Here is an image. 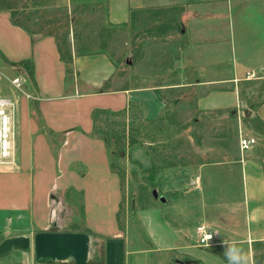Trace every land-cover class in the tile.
Returning <instances> with one entry per match:
<instances>
[{
	"label": "crops",
	"instance_id": "0c3cea01",
	"mask_svg": "<svg viewBox=\"0 0 264 264\" xmlns=\"http://www.w3.org/2000/svg\"><path fill=\"white\" fill-rule=\"evenodd\" d=\"M74 1L102 3L105 20L119 26L145 8V0L63 3ZM183 2L188 5L185 16L191 14L189 18L196 20L194 28L202 29L196 34L211 37V46H216L211 50L232 53L230 75L199 83L195 111L225 117L234 128L233 146L213 142L206 160L189 166L179 163L177 169L168 166L162 172V188L168 196L185 190L187 184L192 186L199 198L192 212L187 204L168 201L161 208L140 211L139 218L149 245L146 254L161 252L172 256L176 264H227L222 245L225 237L241 241L248 252L264 243V92L249 89L264 82V0ZM15 12L10 6L0 8V55L8 63L30 62L32 75L16 65L26 70L29 84L14 88L11 98L0 94L13 103L14 130V163L0 167V218L7 223L0 231V246L19 238H27L28 244L12 243L0 252V260L12 255L13 248L25 255H30L31 248L34 256L26 264H74L72 258L36 260L34 236L57 232L84 233L88 251L92 240L105 245L121 240L122 264H152L153 255H124V230L119 224L122 180L111 166L106 140L94 132V112L123 115L128 128L135 121H155L164 102L154 88L106 87L114 83L115 72L107 56L73 52L65 60L53 34H36L15 24ZM69 68L75 80L71 86ZM241 137L254 139L255 144L241 151ZM221 155L225 157L217 158ZM129 157L131 168L153 167L145 146L130 147ZM173 172L179 176L171 177ZM183 175L192 178L186 182L180 178ZM14 219L17 226L12 233L8 225ZM199 226L213 233L207 246L199 244ZM27 227L30 235L22 231ZM101 259V255H88L86 264H102ZM103 259L105 262V255ZM15 264L25 261L18 259Z\"/></svg>",
	"mask_w": 264,
	"mask_h": 264
},
{
	"label": "rangeland",
	"instance_id": "374dc122",
	"mask_svg": "<svg viewBox=\"0 0 264 264\" xmlns=\"http://www.w3.org/2000/svg\"><path fill=\"white\" fill-rule=\"evenodd\" d=\"M5 6L13 7L16 20L31 32L53 34L65 60H70L74 53L107 56L115 72L114 83L106 87L154 88L164 102L163 112L153 122L135 121L127 128L123 115L105 114L98 117L96 127L106 139L111 166L122 180L119 224L124 230V255H153L152 264H176L172 256L165 257L161 252L146 254L149 245L139 212L152 206L161 208L168 201L187 204L192 212L199 199L192 186L187 184L185 190L168 196L162 188V172L168 166L177 169L179 163L189 166L206 160L213 142H221L228 148L233 146L234 128L225 122V117L195 111V100L201 94L199 83L230 75L234 63L232 53L211 50L216 47L211 46V37L196 34L202 29L194 28L196 20L189 18L191 14L185 16L188 5L183 0H145V8L121 26L105 20L102 3L74 1L68 5L63 0H0V8ZM217 38L224 40L225 37ZM25 71L0 55V94L11 98L16 88L12 81L16 78L21 82L16 89L26 88L29 82ZM68 71L69 84L72 81L75 84L73 71L70 68ZM249 89L264 92V82L250 85ZM126 128L130 130L129 135ZM135 144L145 146L152 156L151 170L131 168L129 150ZM178 176L174 172L171 175ZM183 176L180 178L186 182L192 178V175ZM6 224L1 217L0 231ZM8 226L15 233V219ZM22 231L30 235L28 227ZM104 245L103 241L92 240L88 251L91 257L101 255L102 264L105 263ZM27 252L30 255L13 248L12 255L0 261L15 264L19 259L26 264L34 256L31 248ZM249 253L253 264H264V243L254 245Z\"/></svg>",
	"mask_w": 264,
	"mask_h": 264
},
{
	"label": "water",
	"instance_id": "95a60500",
	"mask_svg": "<svg viewBox=\"0 0 264 264\" xmlns=\"http://www.w3.org/2000/svg\"><path fill=\"white\" fill-rule=\"evenodd\" d=\"M156 196V193H153ZM36 260H66L72 258L74 264H86L88 257V237L84 233L40 232L34 236ZM12 243L27 245V238L7 241L0 246V252ZM123 243L111 240L105 245V264H122Z\"/></svg>",
	"mask_w": 264,
	"mask_h": 264
},
{
	"label": "built area",
	"instance_id": "2783aa9c",
	"mask_svg": "<svg viewBox=\"0 0 264 264\" xmlns=\"http://www.w3.org/2000/svg\"><path fill=\"white\" fill-rule=\"evenodd\" d=\"M12 83L16 88H20L21 82L18 78L14 79ZM13 103L0 96V167L3 165H11L14 163V130H13V119L10 109ZM253 144H255L254 139L240 138L239 147L241 151L248 150ZM206 227L199 226L197 228V235L199 239V244L201 246H207L214 239L206 241L204 237L209 234Z\"/></svg>",
	"mask_w": 264,
	"mask_h": 264
},
{
	"label": "clouds",
	"instance_id": "9594fccd",
	"mask_svg": "<svg viewBox=\"0 0 264 264\" xmlns=\"http://www.w3.org/2000/svg\"><path fill=\"white\" fill-rule=\"evenodd\" d=\"M219 234V232H216ZM213 233L207 234L204 239L210 241ZM224 247V257L227 264H253L250 253L242 247L241 241L233 240L225 237L222 240Z\"/></svg>",
	"mask_w": 264,
	"mask_h": 264
},
{
	"label": "trees",
	"instance_id": "16d2710c",
	"mask_svg": "<svg viewBox=\"0 0 264 264\" xmlns=\"http://www.w3.org/2000/svg\"><path fill=\"white\" fill-rule=\"evenodd\" d=\"M14 23H15V24H20L17 20H14ZM11 65H12V66H16V65L23 66V67H25L26 69H28V71H29V75H30V76L32 75L31 63L28 62V61H22V62H20V63H16V64L11 63ZM104 113H105V112H103V111H95V112H94V119H95V129H94V132H95V134H97V135H99V136H101V137H103V138L105 139V137L102 136V135L100 134L101 132H100L99 130H97V127H96V120H97L98 116H99L100 114H104ZM105 140H106V139H105ZM115 141H118V140L116 139Z\"/></svg>",
	"mask_w": 264,
	"mask_h": 264
}]
</instances>
